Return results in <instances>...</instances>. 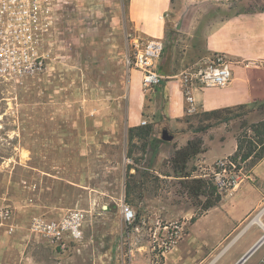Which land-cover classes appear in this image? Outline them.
I'll list each match as a JSON object with an SVG mask.
<instances>
[{
    "label": "rangeland",
    "instance_id": "obj_1",
    "mask_svg": "<svg viewBox=\"0 0 264 264\" xmlns=\"http://www.w3.org/2000/svg\"><path fill=\"white\" fill-rule=\"evenodd\" d=\"M245 1L264 8V0H171L159 71L168 67L172 46L184 41L173 40L180 18L201 19L191 43L200 52L205 32L231 12L226 7ZM127 6L128 0H70L60 55L45 59L22 86L0 79V264H234L264 235L253 222L264 204L231 233L204 234L205 206L219 205L228 192L212 186L210 166L233 154L203 162L201 152L177 172L171 157L183 139H163L165 121L141 84L139 118L146 123L127 126L129 81L137 88L139 71L126 58L134 39L152 38L139 34ZM102 116L109 122L103 125ZM263 116L259 107H235L219 118L201 112L187 125L188 140L210 149L208 159L231 151L233 137L256 146L251 125ZM250 164L242 162L245 175ZM121 200L135 211L133 228L122 220ZM75 211L82 216L79 235L63 239L64 246L32 230L34 217L60 220ZM259 219L264 223V211ZM175 223L181 236L160 247ZM263 254L264 243L246 264Z\"/></svg>",
    "mask_w": 264,
    "mask_h": 264
},
{
    "label": "crops",
    "instance_id": "obj_2",
    "mask_svg": "<svg viewBox=\"0 0 264 264\" xmlns=\"http://www.w3.org/2000/svg\"><path fill=\"white\" fill-rule=\"evenodd\" d=\"M244 4L243 7L241 2H232L226 7L231 12L205 32L200 52L194 51L191 43L201 19L189 22L187 18H180L175 26L177 32L173 31V40L176 42L183 36L184 43H180L178 47L172 46L167 62L168 67L160 70L164 78L152 91L151 103L153 110L160 112L165 121V127L170 130L171 140L176 142L183 139L178 141L180 142L178 146L183 147L187 144L188 136H190L187 125L201 112L240 106L249 109L264 108V8H259L248 1ZM127 7V16L139 30L140 35L160 39L165 36L167 26L165 15L171 7V0H128ZM174 48L175 51L176 49L180 51L178 56L173 52ZM216 52L222 53L228 59L232 74L231 81L224 88H193L191 93L195 110L188 113L185 109L186 102L178 73L183 71V67L201 61ZM137 76L138 89L136 85L131 84V80L129 81L128 112L125 121L130 128L141 124L140 108L145 101L140 88V72ZM101 118L103 125L109 122L105 117ZM263 119L264 116L260 120ZM103 125L99 128H103ZM175 131L177 134L174 133ZM214 132L218 134V131ZM231 143V151L211 159L207 158L210 149L202 152L203 162L233 154L237 144L236 138L233 137ZM247 172L245 178L236 187L222 196L219 205L206 210L204 215L206 226L203 229L206 236L231 233L245 217L264 204V156L250 164ZM53 201L56 202V200ZM54 207L61 212L67 209L59 204H55ZM218 222L225 228H217L215 223ZM263 243L264 241L253 253ZM202 248L205 249L203 245ZM263 256L264 254L254 264H264ZM249 257L241 264H246Z\"/></svg>",
    "mask_w": 264,
    "mask_h": 264
},
{
    "label": "built area",
    "instance_id": "obj_3",
    "mask_svg": "<svg viewBox=\"0 0 264 264\" xmlns=\"http://www.w3.org/2000/svg\"><path fill=\"white\" fill-rule=\"evenodd\" d=\"M70 0H0V79L12 81L14 86H22L27 76L42 71L45 59L53 58L59 41H65L62 26L64 13L68 11ZM164 49L160 38L134 39L132 51L126 58L128 66L140 72L141 88L152 92L161 84L164 76L159 71V60ZM229 61L222 53H213L194 63L179 74L186 102V112L195 110L191 90L200 88H224L231 81ZM146 121H141L145 124ZM240 158L225 157L210 166L212 185L217 192L229 191L244 178ZM122 220L127 227H134L136 215L133 207L124 200L119 203ZM8 215V213H6ZM81 214L78 211L65 213L60 220L34 217L32 230L50 243L69 240L79 235ZM168 231L167 225L163 227ZM174 231L160 247L175 245L182 234L181 225H173ZM158 236V234H157Z\"/></svg>",
    "mask_w": 264,
    "mask_h": 264
},
{
    "label": "trees",
    "instance_id": "obj_4",
    "mask_svg": "<svg viewBox=\"0 0 264 264\" xmlns=\"http://www.w3.org/2000/svg\"><path fill=\"white\" fill-rule=\"evenodd\" d=\"M241 107V106H240ZM238 107V108H240ZM232 108H223L220 110L210 111L209 114L211 117L219 118L221 112H226ZM223 121H225L223 119ZM251 129L253 130L255 136L257 137L256 146L250 141L244 138L236 137V149L232 155L233 159L240 158L241 161L247 159L250 160V163L253 164L257 160L261 159L264 156V120L258 122L257 124H252ZM205 149L200 147V141H188L187 144L177 150H175L173 156L171 157V162L175 165L177 172L181 173L185 168L187 162L197 154L204 152ZM213 186V185H212ZM214 187V186H213ZM215 188V187H214ZM217 201H210L208 205L205 206L204 210H207L215 205Z\"/></svg>",
    "mask_w": 264,
    "mask_h": 264
},
{
    "label": "water",
    "instance_id": "obj_5",
    "mask_svg": "<svg viewBox=\"0 0 264 264\" xmlns=\"http://www.w3.org/2000/svg\"><path fill=\"white\" fill-rule=\"evenodd\" d=\"M162 136L164 140H170L172 138L171 132L164 127L162 130ZM264 241V235L260 237L241 257L240 259L234 264H241L247 257H249L253 251Z\"/></svg>",
    "mask_w": 264,
    "mask_h": 264
},
{
    "label": "bare ground",
    "instance_id": "obj_6",
    "mask_svg": "<svg viewBox=\"0 0 264 264\" xmlns=\"http://www.w3.org/2000/svg\"><path fill=\"white\" fill-rule=\"evenodd\" d=\"M263 211H264V208L259 212V214H258L257 216H255V219L253 220V222H257V223H259L260 226H261V227L263 228V230H264V223H262V222L260 221V219H259V216L261 215V213H262ZM253 222H251V223H253ZM251 223H250V224H251ZM228 246H229V245H228ZM228 246H226L224 250H226Z\"/></svg>",
    "mask_w": 264,
    "mask_h": 264
}]
</instances>
